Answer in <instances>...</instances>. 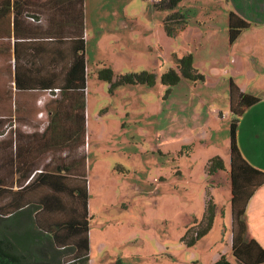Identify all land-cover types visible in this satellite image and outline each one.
<instances>
[{"label":"rangeland","instance_id":"rangeland-1","mask_svg":"<svg viewBox=\"0 0 264 264\" xmlns=\"http://www.w3.org/2000/svg\"><path fill=\"white\" fill-rule=\"evenodd\" d=\"M157 2L87 0L85 137L73 134L70 147L47 155L78 159L86 175L89 264H212L221 256L237 264L228 173L207 174V164L217 156L229 165L230 82L264 95V27L244 31L231 46L225 0H179L172 10ZM230 3L238 7L239 0ZM186 54L204 80L180 76L174 86L162 84L161 75ZM107 66L119 75L153 72L155 82L111 88L98 78ZM235 117L238 140L248 146V135L257 137V115ZM39 123L46 127L48 114ZM248 159L258 161L254 154ZM209 198L212 226L191 241ZM32 223L24 212L8 226L27 244ZM55 255L59 264H79L69 246Z\"/></svg>","mask_w":264,"mask_h":264},{"label":"crops","instance_id":"crops-1","mask_svg":"<svg viewBox=\"0 0 264 264\" xmlns=\"http://www.w3.org/2000/svg\"><path fill=\"white\" fill-rule=\"evenodd\" d=\"M229 4L230 0H225L223 11L226 12L227 33L230 12L248 24L230 42L232 46L244 31L264 27V0H239L238 7ZM87 12V0H0V188H7L8 182L19 179L21 174H26V180H29L43 166L57 163L48 155L70 147L73 134L78 133V125L65 118L81 116L70 102L80 95L82 73L86 87L89 71L85 56ZM233 84L239 93L256 99V103L244 109L243 116L252 111L257 115L252 124L257 137L249 134L250 145L242 146L235 132L237 149L249 165L264 172V109L261 108L264 95L244 92ZM55 88L61 89L56 97L45 99L41 96V93ZM235 98L238 100L237 94ZM41 99L45 101L40 107ZM42 112L50 118L64 119L60 123L56 119V124L41 127L39 113ZM13 149L17 150L16 167L12 165ZM253 154L258 158L256 163L248 159ZM223 164L224 172L228 173L230 193V156L228 167L224 159ZM29 168L31 173H27ZM45 170L54 173L50 168ZM80 170H75L76 179H81L83 173ZM244 219L247 239H253L264 249V184L249 197Z\"/></svg>","mask_w":264,"mask_h":264},{"label":"trees","instance_id":"trees-1","mask_svg":"<svg viewBox=\"0 0 264 264\" xmlns=\"http://www.w3.org/2000/svg\"><path fill=\"white\" fill-rule=\"evenodd\" d=\"M179 0H158L156 5L165 6L172 10ZM175 16L169 14L165 20ZM248 24L233 13L228 14L229 41L232 42L241 30ZM167 34L170 29L165 24ZM182 78L188 80H204L202 74L192 67L191 54L178 59L176 69L170 68L161 77V83L174 86ZM98 78L108 82L111 88L130 84H146L152 86L155 82L153 72L141 71L137 73L115 74L110 67H104L98 72ZM80 95L77 100L70 102L73 109L81 116L67 117L78 125V136L85 137V82L82 73L80 79ZM230 111L234 119L229 125V156H230V216H231V254L237 264H264V249L253 239H247L245 223V205L254 190L264 184V172L249 165L240 155L236 143L235 132L237 119L235 116L243 114L245 108L256 103V99L239 93L238 88L230 82ZM58 93L61 89L55 88ZM54 90V89H53ZM51 89L47 91H53ZM237 94L238 100L235 95ZM235 104H233V103ZM237 105V107H235ZM57 117L50 118V125L56 124ZM64 119V118H63ZM12 149V144L10 146ZM16 167L17 150H11ZM45 153V151H42ZM60 159V158H59ZM54 163L52 166L34 172L29 180L27 175L21 174L19 179L9 181L7 188H0V264H59L56 251L69 246L76 252L71 261L79 264H89V219H88V187L86 175L76 179L75 170L79 169V160ZM59 163V164H58ZM51 169L54 173H49ZM77 168V169H76ZM224 164L220 157L208 161L207 174L212 175L216 170H223ZM28 169L27 173H31ZM64 172V175L59 174ZM17 187L13 190V187ZM214 204L211 199L205 205L203 217L204 225L197 231L194 241L205 235L211 228L214 218ZM26 212L32 221L31 231L35 234L29 243H22L17 239L14 231L8 226L10 220ZM43 233L41 235V232ZM50 253V254H49ZM50 262L48 263V261ZM67 263H70L67 262ZM212 264H230L223 256Z\"/></svg>","mask_w":264,"mask_h":264},{"label":"built area","instance_id":"built-area-1","mask_svg":"<svg viewBox=\"0 0 264 264\" xmlns=\"http://www.w3.org/2000/svg\"><path fill=\"white\" fill-rule=\"evenodd\" d=\"M58 94V90L57 89H54L53 91H47L46 92V95L47 96H50V97H56ZM42 115V113H39V116ZM15 126V125H14ZM13 126V127H14Z\"/></svg>","mask_w":264,"mask_h":264}]
</instances>
